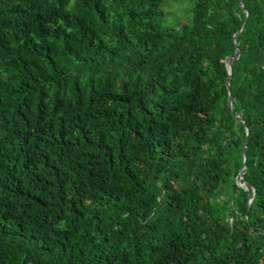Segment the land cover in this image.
Here are the masks:
<instances>
[{
	"label": "trees",
	"instance_id": "trees-1",
	"mask_svg": "<svg viewBox=\"0 0 264 264\" xmlns=\"http://www.w3.org/2000/svg\"><path fill=\"white\" fill-rule=\"evenodd\" d=\"M161 4L0 0V264H264V0Z\"/></svg>",
	"mask_w": 264,
	"mask_h": 264
},
{
	"label": "rangeland",
	"instance_id": "rangeland-1",
	"mask_svg": "<svg viewBox=\"0 0 264 264\" xmlns=\"http://www.w3.org/2000/svg\"><path fill=\"white\" fill-rule=\"evenodd\" d=\"M189 0H162L161 8L166 12L162 24L179 27L185 21ZM191 6V4H190Z\"/></svg>",
	"mask_w": 264,
	"mask_h": 264
},
{
	"label": "water",
	"instance_id": "water-1",
	"mask_svg": "<svg viewBox=\"0 0 264 264\" xmlns=\"http://www.w3.org/2000/svg\"><path fill=\"white\" fill-rule=\"evenodd\" d=\"M239 2L241 3V0H239ZM241 7L243 8V5L242 4H241ZM247 14L248 13L246 12V15ZM234 38H235V35L233 34V40H234ZM239 54H240V50H239V48H236L234 55L229 58L228 63H227L228 77L226 79V86H227V90H228V96H229L228 97V104H229L230 109L232 108V94H231V83H230L231 74L233 72L232 62L239 57ZM235 118H236V120L241 121L242 123L245 124L244 120H242L238 115H235ZM246 130H247V134H248L249 133L248 126H246ZM246 141H247V139H245V141H244L243 164H242V166H241V168L239 170L238 175H239V178L242 181L240 183V185L242 187H245L247 190H250L251 189V184L249 182H247V181L244 180V171H243L245 169V165H246L245 164V161H246ZM251 200H252V198H250L248 200L247 206L250 204Z\"/></svg>",
	"mask_w": 264,
	"mask_h": 264
}]
</instances>
